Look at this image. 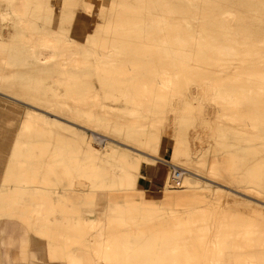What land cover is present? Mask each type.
I'll return each instance as SVG.
<instances>
[{
    "label": "rangeland",
    "instance_id": "rangeland-1",
    "mask_svg": "<svg viewBox=\"0 0 264 264\" xmlns=\"http://www.w3.org/2000/svg\"><path fill=\"white\" fill-rule=\"evenodd\" d=\"M90 1L27 0V3L20 4V2L16 5L18 13L12 11L4 3L0 5V12L3 15L0 18V92L6 93H0V193L11 192L13 194L19 190L21 192L18 193V198L24 199L21 203L13 205L8 203L9 207L7 202H3L7 199L4 196L5 198L3 197L0 203V221L8 220L20 223L28 235L34 239L33 246L39 248L40 262L46 264H264V221L254 213L257 209H264V78H261L264 72L261 73L263 69H259L262 74L260 75L257 69L261 64L264 67V59H260L264 57V44L244 46L246 44H244L245 41L254 40L259 36V33L254 31L253 26L244 24L248 16L244 6L241 7L246 13L244 11L240 12V9L238 11L235 10L236 13L240 12L241 14L239 13V15L241 16L243 14L246 15H243L244 17L240 16L245 18L244 20H239L238 13L236 14L234 10L232 11V7L239 0H235L236 2L229 0L231 3L232 1L234 2L233 5L225 1L227 2L226 6L227 4L230 5L227 8L225 6L224 8L223 6L217 8V11L220 12V18L216 17L211 22V24L214 22L216 25L218 23V27L210 28L212 31H207L208 29L206 30V28L210 27L211 24L209 26L205 25L209 20L207 21L204 15L209 11L210 7L208 5H212L215 0L195 2L201 5L203 9L196 5H190L187 9L184 3L179 0L178 2L176 0H171L172 2L170 0H139L141 2H132L130 0ZM165 2L171 3L172 11L173 9L176 12L178 9L181 11L179 10L178 13L175 11L171 12L170 4ZM87 3L89 4L87 5ZM19 4L22 8L19 7ZM177 4L178 7H175ZM122 5L140 7L142 11L139 16L125 13ZM112 6L118 10H123L124 19L127 21L135 20L139 22L141 19L144 21L147 13L151 12V16L156 23H151L146 19L143 22L145 26L154 27L158 30L156 36L151 40L160 41L163 29L159 25L169 26L167 32L173 45L164 48L157 45V48L160 49L159 52L164 56L162 60L159 59V55L154 52L153 48L148 45L150 40H141L140 38L143 37V34L131 30L126 31L128 41L115 43L121 49V56L113 61L115 62L114 64H108L103 61L104 64L102 61L98 62L91 57V54L103 52L102 48H100L101 45L97 44L96 37H98V33L103 32V28H107V25H105L108 22L107 18H111L110 22L122 19H118L122 14H114L111 11ZM39 7H41V13L36 12ZM182 7H186V11ZM234 7L235 9L237 8V6ZM18 8H20V13L22 9L24 12L28 8H35L36 10L34 9L33 13L28 17L24 13H22L24 15L19 14ZM223 10L227 14V19L224 17L226 14L223 15L224 13H221ZM12 12H15V14ZM231 12L237 16L232 15ZM221 15L225 19L222 18L221 20ZM182 16L185 19H180ZM224 20H227L230 25ZM38 21L39 24H44L45 27L42 25L43 28H40V25L36 24ZM240 21L244 23L240 24ZM214 23L211 27L215 25ZM66 24L68 25L66 26ZM243 24L244 28L241 26ZM225 26L230 27V30L233 29L231 30L233 33H229L230 35L232 34L231 37L228 34L229 29L223 35V37L229 38L228 41H226L227 39L224 40L225 38L221 35L224 30L226 31ZM239 29L242 30L240 31ZM213 31L219 35L217 36L215 33H213L215 36L210 35ZM56 33H63L65 36L61 37ZM45 36L55 40L57 42L56 44L53 43L55 46L53 44L48 46V43L43 40L46 39ZM209 36L214 39L217 38L214 48L216 47L218 50L210 46ZM35 39L39 42L34 41ZM185 39L190 41L186 45L187 53L183 51L182 47L176 46L177 42L182 44ZM218 39L222 40V44ZM225 41L229 43L227 44ZM242 42L244 45H241ZM219 43L222 45L221 47L218 45ZM109 44L112 45V43H105L103 46H108ZM228 46L231 50L226 49ZM92 47L97 49H94L93 53H91ZM251 47H255V50ZM144 48L147 52L142 56L139 55L138 51ZM210 48H212L210 50L212 52L211 55L208 50ZM219 49L222 55L219 53ZM39 50L40 52H48L40 54ZM213 50H215V53ZM109 51L110 49L104 50V52ZM228 51L229 54H227ZM49 53L51 56L55 54V58L53 56L49 57ZM169 53L171 57L168 56ZM194 54L197 57H194ZM230 54L235 56L231 57L229 56ZM38 55H43L42 58L44 60L40 61V63L38 61L39 58L36 57ZM44 55L49 58L46 56V59ZM203 55L205 57L210 55L208 57L211 59L205 62L208 57L204 58ZM91 58L96 61L97 67H95L96 63ZM260 60H263V62L261 61L259 65L258 62ZM91 61H93L95 66ZM144 61L147 63H144ZM200 61L203 65H200ZM256 61L257 66H255ZM99 63H102V65ZM120 63L124 67L119 66ZM138 63H140L139 66L141 67L137 65ZM196 63H198L199 67L195 66ZM241 63L243 65L244 63L249 64V66L251 64L254 65L248 69V65L245 64L246 69H244ZM98 64L100 69L109 68L111 70H128L130 68L134 70L139 67L138 69L141 68L140 70H142V75L139 78L149 76L150 71L148 69L150 70V68L157 69L161 77L164 76V70L171 75L175 74V71H185L186 67H188V70L187 73L182 74V77L173 76L178 84V89L175 88L169 94L167 93L169 90L166 91L168 97L165 99L164 96H167L166 93L163 95L165 91L160 96L159 91H155L156 93L154 92V94L135 85L137 88H141L142 92L144 90L146 92L141 93L140 91L139 93L135 86L132 88L126 83L131 88V91H136L132 92L133 94L137 93L136 95L132 94L131 98V92L127 97L126 94L111 95L113 93L106 94L101 90L103 83L100 81L101 84L97 77L102 74L103 69L99 71ZM133 66L138 67L133 69ZM92 67L96 69L93 71ZM200 67H202V70H200ZM234 67L239 70V73L237 70L233 71L235 70ZM91 69L93 72H91ZM243 69L245 71L247 69L250 71L251 69L255 80L251 75L249 77L251 71L247 70L249 72L247 74L248 72L246 73ZM39 70L41 75H39ZM42 70L49 71L50 74L48 75ZM56 71L66 74L57 76L55 75ZM97 71H99V74H97ZM240 71H243V73ZM44 73L47 75L46 77ZM93 73H96V76ZM240 73L245 77H242V75L239 78ZM255 73L259 79L256 78ZM236 74H239V77ZM20 75L22 76L21 78ZM92 75L96 78L92 79ZM102 76L104 79H102ZM52 77L55 80L54 82L51 79ZM100 77L101 80L106 81L108 79L104 74ZM125 77H121V79H138L135 74ZM256 79L259 81L262 79L263 83L260 84ZM221 82L224 84H220ZM32 85L34 86L32 87ZM216 85H226V87L234 90L233 99L235 103L233 105L229 106L228 102L220 101L221 99L217 98ZM39 86L41 87L39 88V90L41 89L40 92L37 90ZM20 90H29L30 93H26L27 91L20 93ZM157 92L160 99L156 95ZM149 93L154 95H152L153 97L150 95V99L146 96ZM19 94H22L20 95L21 97L18 96ZM30 94L32 95L30 96V98L32 97L31 99L29 98ZM35 94L37 98L34 96ZM137 95L142 97L138 98L140 101L144 99L142 104L145 107L143 106L137 110V115H131L133 106L130 105L129 100L131 98V101H135L136 99H132L137 98ZM121 96L123 98L127 97V100H122ZM152 99L154 100L153 102ZM6 102L15 103L16 108L11 109ZM101 104L106 105V107H113V109H100L99 105ZM148 104L154 105L148 107L146 106ZM35 107L54 115H66V120L80 126L84 131L88 130L86 132L92 135V138L101 142L105 137L108 140L105 139L104 141L106 142H102L104 145L100 143L101 146L97 150L89 147L88 143H83L80 139L73 138L71 133L69 134L66 131H59L58 135L75 139L73 142H69L64 137H55L51 133L45 132L46 128L48 129L47 126H41V123L27 119L30 114H35L30 111V109ZM26 122H33L34 124L27 129L28 126L23 125ZM82 133L84 134V132ZM33 139H36V143L33 142ZM15 146L19 149L15 148ZM111 147L127 150L130 156L126 158L129 160H132L137 153H141L160 161L161 163H156L152 169V172L155 170L157 183L150 184L151 172L150 176L144 175L145 182L148 184L143 187V190L131 193L129 190H120L117 177L101 175L104 170L113 171L104 168L123 166L120 157H118L120 152H113ZM59 148L65 151L61 153L63 150L59 151ZM32 149L35 151H32ZM39 149L48 150V157L36 156L37 153L39 154ZM16 150L18 152H15ZM51 154L55 156L52 157ZM58 159L59 163L57 162ZM63 165L64 167H62ZM168 165L174 169L173 172L180 171L193 184H197L192 186V188L209 193L210 196L208 207L211 210L210 216L212 218L208 221L204 220L205 223L197 219V221H188L192 222L194 225L192 227H190L191 223L188 225H186L188 222L183 224V226L186 225L187 229L190 227L188 230L195 232V234L194 232L192 233L194 237L196 235V238L193 239L191 231H189L190 235L187 233V246H185L184 241L182 244L178 243L177 245L170 243V233L175 228L174 220L168 213V202L162 199L163 193L173 191V189L169 188V184L172 187L175 186L171 180L168 183L172 172ZM75 166L78 168L83 167L84 172L80 175L74 173L73 168ZM251 166L256 169V177H252L250 174ZM65 167L70 170L68 175L64 173ZM231 167H236V169L233 170ZM95 172H98L99 176L95 177ZM28 173L30 174L28 175ZM165 175H167L168 179L165 178ZM101 183L109 190H102ZM69 185H71L70 188L68 187ZM197 191L193 193L195 194ZM105 192L120 193L122 196L126 195L125 197L131 204H134L135 200L132 197H128L130 194L139 200H145V196H148L147 200L153 197H161L155 202L163 204L160 209L166 208L162 213L163 219L159 223L155 222V226L149 225L148 227L144 225L145 222L143 221H140L139 225L134 220V224L129 226H123V223L119 221L112 222L107 228L100 226L95 232H90L87 229V223L84 222L91 221L94 216L100 217L103 212V205H100L102 198H104V201L112 200L108 198ZM24 193H27L25 194L26 197ZM22 194L23 196H21ZM29 195H32V197L58 196L64 203L76 209L78 216L76 217L72 214L70 216L67 215L68 218H62L64 216L62 212L60 213L58 210V214L55 208L57 212L52 209V213H47V215L51 214L49 219H41V214H36L37 210L34 206L38 203L30 204L31 202L33 203V200H31L32 197ZM177 201V199L171 201L173 211L178 209ZM24 203L25 205L27 203V206L28 204L29 206L32 205L35 209H30L32 206L28 208L22 205ZM18 205L21 209L17 208ZM4 206L8 208H4ZM31 210L34 212H31ZM46 211L49 212L48 209L43 210L42 215H46ZM104 215L107 217L106 213ZM37 217L39 218L37 219ZM106 221L107 219H105ZM149 227H154L153 233L149 231ZM203 227H206L204 231ZM215 231L217 233L220 232L221 235H224V233L229 235L225 238L220 236L221 240H219V235ZM233 231H238L239 236H231L230 233ZM245 231H248V234L244 242L242 241L244 239L242 234ZM204 235L206 236L205 239ZM141 237L144 240L143 249L126 251V249L136 243L137 238L140 239ZM106 238L110 239V241L113 240L112 242H115L114 245L119 248L111 251L113 253L109 251L110 253H107L108 257L97 253L100 248L97 242L103 243ZM208 239L211 241H208ZM224 239L227 240H225L227 243L220 242L218 244L220 246L219 250L215 249L216 240L223 242ZM128 240L130 246L126 244ZM224 245L226 247L225 253L223 251L224 254H221ZM48 248L50 249L49 251ZM215 251L217 252L215 253ZM104 257L107 258L105 259ZM247 261L248 263H246ZM17 263H21V260H17ZM0 264H7L1 256Z\"/></svg>",
    "mask_w": 264,
    "mask_h": 264
},
{
    "label": "bare ground",
    "instance_id": "bare-ground-1",
    "mask_svg": "<svg viewBox=\"0 0 264 264\" xmlns=\"http://www.w3.org/2000/svg\"><path fill=\"white\" fill-rule=\"evenodd\" d=\"M90 1V0H89ZM130 1H132V2H141V1H139V0H130ZM167 1V0H166ZM169 1V0H168ZM171 1V0H170ZM172 1H175V0H172ZM171 1V2H172ZM177 2H178V0H176ZM180 2H183L184 3V5L187 7V9H188V7L190 6V5H196L197 7H199V8H202L203 9V7H201V5H198V4H196V3H198V1H201V2H203V0H179ZM225 1H227V2H229V3H231V1H229V0H215L214 2H212V5H208L210 8H209V11H208V13H206L205 15H204V17L207 19V21L208 22H206V24L205 25H207V26H209V24H211V22L212 21H214L215 19H216V17H218V18H220L219 17V14H220V12H218L217 11V8H221V6H223V8H224V6H225V8H227L230 4H227V6H226V3L227 2H225ZM233 1H235V0H233ZM232 1V3H231V5H233V2ZM21 2V3H20ZM91 2V1H90ZM89 2V3H90ZM176 2V3H177ZM196 2V3H195ZM236 2V1H235ZM1 3H4V4H6L12 11H15L16 13H18V11H16V5L18 4V3H20V4H24V3H27V0H0V5H1ZM73 3V2H72ZM89 3H87V5L89 4ZM124 3V2H123ZM166 3V2H165ZM168 4H170V7L172 6L171 5V3H169V2H167ZM166 3V4H167ZM175 3V2H174ZM20 4H19V7H20ZM163 4V3H162ZM180 4V3H179ZM237 4V5H236ZM236 4H234V6H237V8L235 9V7L233 6H231L232 7V11L234 10V12L236 13V11L235 10H239L240 9V12H242V11H244V10H246L247 11V13H246V11H244L245 13H246V15H248L247 16V18L245 19V18H241L243 15L244 16H246L245 14H243L242 16L241 15H239V13L240 12H237L238 13V19L240 20V19H242V20H246V21H240V24L241 23H244V24H246V26L247 25H249V26H253V28H254V31L255 32H257V33H259V36L256 38V39H254V40H251V39H249L250 41H248V42H244V44H243V42H242V44L241 45H244V46H249V45H255V44H264V0H239V1H237V3ZM241 6H244V10H243V7H241ZM168 7H169V5H168ZM173 7H174V5H173ZM175 7H178V4H177V6H175ZM186 7L185 8H183L182 7V9L184 10V11H186ZM239 7H241V8H239ZM20 8H22V7H20ZM20 8H18L17 10H19ZM121 8V7H120ZM122 8L125 10V13H130V14H133V15H136V16H139V14L141 13V11H142V9L140 8V7H136V6H132V5H130V6H127V5H122ZM121 8V9H122ZM222 8V9H223ZM35 9V8H34ZM34 9L32 8V9H29L28 8V10H25V12L23 11V9L21 10L22 12L20 13V10H19V14H21V15H24L25 14V16H30L32 13H33V11H34ZM36 10V9H35ZM180 9H178L177 10V12H176V10L175 9H173V11H175L176 13H178V11H179ZM182 10V11H183ZM219 10H221V9H219ZM226 10V9H225ZM228 10H229V8H228ZM41 7H39L37 10H36V12L37 13H41ZM111 11L114 13V14H122L121 15V17H118V19L119 18H122V19H119V20H116V21H112V22H110V20H111V18H107V21L109 22H107V24H105V25H107V28H103L104 30H103V32H101V33H98V37H96V40H97V44L99 43V45H101L100 46V48H102V51L103 52H100V54L99 53H94L93 55L91 54V57L93 58V59H95L96 61H104L105 63H108V64H114L115 62H113L114 60H116V59H119V58H117V57H119V56H121V52H120V48L119 47H117L116 45H115V43L116 44H118V43H123V42H126V41H128L127 40V32L126 31H128V30H131V31H138L139 33H142L143 34V37H141L140 39L142 40V39H144V40H150V42L148 43V45L149 46H151L152 48H153V50H154V52H156L158 55H159V59H161L162 60V58L164 57V56H162V54L159 52V50L160 49H158L157 48V45L159 46H162V48H164V47H168V46H170V45H173V44H171L172 42H171V40H170V38H169V36H168V29H169V26H162V25H159L162 29H163V34H162V36L160 37V41L159 42H157V41H154V40H151L152 38H154L155 36H156V33L158 32V30L156 29V28H154V27H149V26H145V24L143 23L144 21H145V19L147 20V21H150L151 23H156V21L153 19V17L151 16V12H148L147 13V15H146V17L144 18V21L141 19L139 22H137V21H135V20H125L124 18V16H123V10H118V9H116L114 6H112V9H111ZM172 11V7H171V12H173ZM181 11V10H180ZM227 11V10H226ZM15 12H12V13H14L15 14ZM229 12H230V10H229ZM22 13H24V14H22ZM180 13V12H179ZM221 13H224L223 15H225L226 14V12H224V10H223V12H221ZM236 13V14H237ZM229 14V13H228ZM231 14H232V12H231ZM236 14H232V15H236ZM241 14V13H240ZM16 15H18V14H16ZM20 15V16H21ZM223 15H221V20H222V18L223 19H225L224 17H226V19H227V14H226V16H224L223 17ZM230 15V14H229ZM3 15L1 14V12H0V18L2 17ZM19 16V17H20ZM120 16V15H119ZM237 16V15H236ZM235 16V17H236ZM241 16V17H240ZM243 16V17H244ZM18 17V16H17ZM22 17V16H21ZM23 18V17H22ZM25 18V17H24ZM129 18V17H128ZM217 18V19H218ZM6 19V18H5ZM15 19H16V17H15ZM32 19H34L33 17H32ZM75 19V18H74ZM116 19V18H115ZM114 19V20H115ZM124 19V20H123ZM180 19H185V18H183V16L180 18ZM220 20V19H219ZM218 20V21H219ZM15 21V20H14ZM26 21V20H25ZM59 21V20H58ZM224 21H226V23H227V20H224ZM210 22V23H209ZM2 23V22H1ZM68 23V22H67ZM105 23H106V21H105ZM208 23V24H207ZM214 23V22H213ZM212 23V24H213ZM229 23V22H228ZM227 23V24H228ZM14 25H15V23H13ZM18 24V23H17ZM34 24H35V22H34ZM33 24V25H34ZM36 24L38 25L39 24V21H38V23L36 22ZM212 24H211V26H212ZM215 24V23H214ZM227 24H225V25H227ZM240 24H239V26H240ZM244 24L243 25H241V26H243V28L245 27L244 26ZM25 25V24H24ZM31 25V24H30ZM29 25V26H30ZM37 25H34V26H37ZM40 25V28L42 27L43 28V26L45 27V25L44 24H39ZM43 25V26H42ZM68 24H66V26H67ZM217 25H218V23H217ZM216 24L215 25H213V27H207L206 28V30L207 31H212L211 29L213 28L214 29V27H216L217 26ZM228 25H230V23L228 24ZM16 26V25H15ZM27 26H28V24H27ZM21 27V26H20ZM19 27V28H20ZM201 28H203L202 26H200ZM218 27V26H217ZM16 28H18V26H16ZM29 28V27H28ZM211 28V29H210ZM225 28H226V31L224 30V32H222V37H223V35H225V32H228V29L230 28H228V26L226 27L225 26ZM240 28H242V27H240ZM2 29V28H1ZM21 29H23V28H21ZM53 29H55V28H53ZM204 29V28H203ZM216 29V28H215ZM223 29H224V27H223ZM235 29V28H234ZM230 30V29H229ZM231 30H233V29H231ZM229 31L228 32V34L229 33H233V31ZM240 30V29H239ZM242 30V29H241ZM240 30V31H241ZM102 31V30H101ZM216 31V30H215ZM215 31H213V32H211V34H210V32H208L210 35H212V36H215V35H217L216 33H215ZM218 31V30H217ZM236 31V30H235ZM5 32V31H4ZM27 32V31H26ZM3 33V32H2ZM6 33V32H5ZM29 33H30V31H29ZM131 33V32H130ZM213 33H215V35H213ZM218 33H219V31H218ZM238 33V32H237ZM236 33V34H237ZM48 34V33H47ZM57 35H59V36H61V37H64L65 35L63 34V33H56ZM220 34V33H219ZM218 34V35H219ZM227 34V33H226ZM244 34H245V31H244ZM217 35V36H218ZM220 35V36H221ZM230 35V34H229ZM232 35V34H231ZM231 35H230V37H231ZM238 35H239V33H238ZM246 35V34H245ZM244 35V36H245ZM35 36V35H34ZM91 36V35H90ZM210 37L209 36V40L211 41V43H210V46H212L213 47V49H217L216 47L214 48V45H215V43H216V39H214L213 37ZM220 36H219V39H220ZM3 37H6V36H3ZM30 37V36H29ZM49 37V36H48ZM46 38V36H45V38L46 39H43L42 37V39L44 40V42H47L48 43V46H49V44H53V43H57L55 40H51L50 38ZM52 37V36H51ZM23 38V37H22ZM38 38H40L39 36H38ZM223 38H225V37H223ZM5 39V38H4ZM13 39V38H12ZM59 39V38H58ZM82 39V38H81ZM218 39V41H220V43H221V41L222 40H219ZM222 39V38H221ZM227 39V37L224 39V40H226ZM231 39H233V38H231ZM230 39V40H231ZM41 40V39H40ZM86 40V39H85ZM88 40V39H87ZM229 40V38L226 40V41H228ZM13 41V40H12ZM25 41V40H24ZM34 41H37V39H35ZM42 41V40H41ZM225 41V42H226ZM37 42H39V41H37ZM94 42V41H93ZM146 42H148V41H146ZM190 41L188 40V39H185L183 42H182V44L180 43V42H177L176 43V46L177 47H182V49H183V51H185L186 53H187V51H188V49L186 48V45H187V43H189ZM231 42V41H230ZM28 43V42H27ZM36 43V42H35ZM88 43H90V42H88ZM105 43H112V45L111 44H109L108 46H103V44H105ZM159 43V44H158ZM218 43V42H217ZM220 43L218 44V45H220ZM227 44L229 43V42H226ZM44 44V43H43ZM93 44V43H92ZM92 44H90V46H92ZM222 44V43H221ZM225 44V43H224ZM33 45V44H32ZM47 45V44H46ZM217 45V44H216ZM34 46V45H33ZM53 46H55L54 44H53ZM53 46H51V47H53ZM93 46H95V45H93ZM135 46H137V45H135ZM222 45H220V47H221ZM223 47H225L224 45H223ZM34 48V47H33ZM93 48V47H92ZM91 48V53H93V50L95 49V48H93L92 49ZM136 48V47H135ZM218 48H219V46H218ZM248 48V47H247ZM252 48V47H251ZM255 48V47H254ZM254 48H252V49H254ZM106 49H110V51L109 52H104V50H106ZM134 49V48H133ZM212 48H210V49H208L209 50V54L211 55L212 54V52H210V50H211ZM221 49V48H220ZM220 49H219V51H220ZM226 49H228V50H231L230 48H229V46L226 48ZM29 50H30V48H29ZM95 50H97V49H95ZM100 50V49H99ZM218 50V49H217ZM217 50H216V53L218 54V52H217ZM251 50V49H250ZM255 50V49H254ZM50 51V50H49ZM152 51V50H151ZM151 51H150V53H151ZM215 50H213V52H214ZM34 52V51H33ZM38 52V51H37ZM42 52V51H41ZM40 52V50H39V53L40 54H46V52H48V51H46V52H42L41 53ZM145 52H147V50L144 48V49H140L139 51H138V54L139 55H144V53ZM226 52V51H225ZM233 52V51H232ZM51 53H52V51H51ZM149 53V54H150ZM168 53V52H167ZM167 53H165V54H167ZM215 53V52H214ZM221 55H222V52L220 51L219 52ZM234 53V52H233ZM227 54H229V51H228V53ZM226 54V55H227ZM201 55V54H200ZM210 55H208V56H210ZM42 56L43 55H38V56H36V57H38V58H36V59H38V61H39V63H40V61L42 62V60H44L43 58H42ZM47 56V55H46ZM46 56L44 55V57L46 58ZM48 56L49 57H52L53 56V58H55L54 56H55V54L54 55H50V53L48 54ZM47 56V57H48ZM154 56V55H153ZM168 56H170V53L168 54ZM208 56H206V57H208ZM229 56H235V55H233V54H230ZM48 57V58H49ZM151 57V56H150ZM171 57V56H170ZM194 57H197L195 54H194ZM203 57L204 58H206L205 57V55H203ZM91 58V59H92ZM145 58V57H144ZM181 58V57H180ZM199 58V57H198ZM47 59V58H46ZM92 59V60H93ZM146 59V58H145ZM144 59V60H145ZM153 59H154V57H153ZM171 59V58H170ZM211 58L210 57H208V59H206L205 60V62L207 61V60H210ZM260 59H264V57H262V58H260ZM149 60V59H148ZM152 60V59H151ZM195 60H197V59H195ZM194 60V61H195ZM94 61V60H93ZM93 61H91L92 62V64H93ZM96 61H94V63H96ZM147 61V60H146ZM146 61H144V63L146 62ZM198 61V60H197ZM261 61L263 62V60H260L259 62H258V64L260 63L261 64ZM103 62V63H104ZM117 62V61H116ZM153 62H154V60H153ZM160 62V61H159ZM201 62V61H200ZM199 62V63H200ZM205 62H204V64H205ZM3 63V62H2ZM104 63V64H105ZM147 63V62H146ZM255 63V62H254ZM43 64V63H42ZM100 64V63H99ZM98 64V70L100 69L99 67H100V65H102V63L99 65ZM139 64L140 63H138L137 65L139 66ZM242 64V63H241ZM240 64V65H241ZM246 63H244V65H245ZM251 64V63H250ZM259 64V65H260ZM4 65V64H3ZM94 65V64H93ZM96 65V66H95ZM94 66L95 67H97V63L95 64ZM143 65H145V64H143ZM147 65V64H146ZM148 65H149V63H148ZM200 65H203V63L201 62V64ZM243 65V64H242ZM243 65V66H244ZM246 65H248L247 67H248V69H249V67L250 68H252L253 67V65L251 64V66H249V64H246ZM258 65V66H259ZM263 65H264V63H263ZM119 66H122V67H124V65H121V63L119 64ZM138 66H133V69H134V67H138ZM195 66H197V67H199V65H198V63H196L195 64ZM255 66H257V61H256V63H255ZM3 67V66H2ZM93 68V71H94V69H96V68ZM104 67V66H103ZM121 67V68H122ZM129 67H130V65H129ZM139 67H141V66H139ZM138 67V68H139ZM149 67H150V65H149ZM153 67V66H152ZM155 67V66H154ZM231 67H233V66H231ZM56 68V67H55ZM118 68H120V67H118ZM126 68V67H125ZM134 69V70H131V68L130 69H128V70H120V69H116V70H111V69H109V68H102V69H100L99 71H101L102 70V74H104L106 77V81L105 80H101L100 78V76L102 75V74H100V75H98V77H97V80L100 82V81H102V83H103V86H102V91L104 92V93H106V94H110V93H113V94H111V95H116V94H121V95H123V94H126L127 95V97H128V95H129V93L131 92V98H132V94L134 93V92H136L134 89H132V90H134V91H131V88L130 87H132V88H134V86L135 85H137V87H142V89H145V90H147V92L148 91H150V92H152V93H154L155 91H159V93H160V96H161V94L163 93V95L166 93V91H168L167 93L169 94V92L170 91H173L175 88L176 89H178V87H177V82L174 80V78H173V76L174 75H177V77H182V74H185V73H187V70H188V67H186V70L185 71H182V72H177V71H175L174 73L175 74H169V72L167 73L166 72V70H164V76H162L161 77V74H160V72H158L157 71V69L155 70V69H151L150 68V70L148 69V71H150L149 73L150 74H148V72H147V74L149 75V76H142L143 78H139L140 77V75H142V70H140V69ZM202 67H200V70H202L201 69ZM205 68V67H204ZM241 68V67H240ZM243 68V67H242ZM255 68V67H254ZM253 68V69H254ZM3 69V68H2ZM143 69V68H142ZM196 69H198V68H196ZM234 69H235V67H234ZM244 69H246L245 68V66H244ZM243 69V70H244ZM247 69V70H248ZM257 69H258V72L260 73V71H259V69H263V71L261 70V73L262 72H264V67H262V64L260 65V67L258 68L257 67ZM118 70V71H117ZM204 70V69H203ZM233 70V69H232ZM232 70H230V71H232ZM238 71V73H239V70L238 69H235V70H233V71ZM245 71L246 73L249 71ZM256 70V69H255ZM5 71V70H4ZM8 71V70H7ZM6 71V72H7ZM92 71V69H91V72H93ZM99 71H97V74H99L98 72ZM250 71H251V69H250ZM249 71V72H250ZM11 72V71H10ZM38 72H40V70L38 71ZM42 72H45L46 74H50L49 73V71H45V70H42ZM96 72V71H95ZM241 73H243V71H240ZM249 72L247 73V74H249ZM253 72H254V70H253ZM256 73H258L257 71H255ZM44 73V74H45ZM145 73V72H144ZM241 73H240V77H239V74H236V75H238V77L239 78H241V76L243 75H241ZM256 73H255V76H256V78H258V75H259V73H258V75H256ZM260 73V75H262V74H264V73H262L261 74ZM45 74V77L47 76ZM64 74H66V73H62V72H59V71H56L55 72V75H64ZM93 74H95V76H96V73H93ZM137 75V77H138V79H134V80H127V79H121V77L123 78V77H125V76H131V75ZM247 74H245V75H247ZM33 75V74H32ZM39 75H41V72H40V74ZM235 75V76H236ZM250 75L252 76V78H254V76L252 75V71H251V73L249 74V77H250ZM44 76V75H43ZM51 76H53V75H51ZM87 76V75H86ZM93 76V77H92ZM91 77H92V79L95 77L94 75H92ZM263 77H261L262 79L264 78V75H262ZM22 76L20 75V78H21ZM103 77V76H102ZM115 77H117L116 79H115ZM136 77V76H135ZM233 77H234V73H233ZM237 77V76H236ZM242 77H245L244 75L242 76ZM247 77H248V75H247ZM55 78V77H54ZM87 78V77H86ZM96 78V77H95ZM119 78V79H118ZM126 78V77H125ZM131 78V77H130ZM235 78V77H234ZM52 80H53V77L51 78ZM50 79V80H51ZM88 79H89V77H88ZM102 79H104V77L102 78ZM238 79V78H237ZM259 79V78H258ZM258 79H256L257 81H259ZM260 80L259 82H260V84L261 83H263V80ZM47 80V79H46ZM51 80V81H52ZM234 80H236V79H234ZM254 80H255V78H254ZM25 81V80H24ZM55 80H53V82H54ZM105 81V82H104ZM221 81V80H220ZM262 81V82H261ZM17 82V81H16ZM21 82H22V80H21ZM41 82H43V81H41ZM46 82V81H45ZM52 83V82H51ZM101 83V82H100ZM101 83V84H102ZM126 83H127V85H129V86H127L126 85ZM129 83V84H128ZM33 84V83H32ZM47 84H48V82H47ZM46 84V85H47ZM220 84H224L223 82H221ZM219 85V84H218ZM34 85H32V87H33ZM240 86V85H239ZM257 86V85H256ZM255 86V87H256ZM260 86V85H259ZM36 87V86H35ZM43 87V86H42ZM136 86H135V88L136 89H138L139 90V93H140V91H141V93H144L145 92V90H144V92H142L143 90H140L141 88H137ZM216 95H217V98L218 99H221L220 101H222V100H224V101H226V102H228V104H229V106H231V105H233L234 103H235V100L233 99V93H234V90L233 89H230V88H228V87H226V85L225 86H222V85H220V86H217L216 85ZM18 88V87H17ZM39 88H41L40 86L38 87V89L37 90H39ZM257 88L260 90V88L257 86ZM1 89V88H0ZM25 89V88H24ZM45 89V88H44ZM43 89V90H44ZM19 90V89H18ZM41 90V89H40ZM40 90H39V92H40ZM261 90H262V88H261ZM14 91H16V90H14ZM21 91V90H20ZM26 93H30V91L29 90H24ZM24 91H21L20 93H22V92H24ZM29 91V92H28ZM201 91V90H200ZM17 92V91H16ZM24 92V93H25ZM38 92V91H37ZM133 92V93H132ZM1 94H6L5 92H0ZM146 93V92H145ZM156 93V92H155ZM154 93V94H155ZM158 92H157V94L156 95H158L159 94ZM166 93V94H167ZM172 93V92H171ZM170 93V94H171ZM31 94H33L32 92H31ZM29 95V98H30V96H32V95ZM137 94V93H136ZM136 94H133V95H136ZM168 94H167V96H164V99L166 98V97H168ZM20 95H22V94H19L18 96H20ZM26 95V97H28L27 96V94H25ZM144 95V94H143ZM146 95V94H145ZM151 94L149 93V95L147 94L146 96L150 99V96ZM153 95V94H152ZM151 95V96H152ZM17 96V95H16ZM24 96V95H23ZM34 96H36V94L34 95ZM33 96V97H34ZM138 96V95H137ZM146 96H143V97H146ZM154 96V95H153ZM152 96V97H153ZM21 97V96H20ZM112 97V96H111ZM118 97H120V96H118ZM122 98H123V96H121ZM126 97V96H125ZM126 97V98H127ZM134 97V96H133ZM136 97V96H135ZM156 97V96H155ZM154 97V98H155ZM158 98H159V95L157 96ZM156 97V98H157ZM9 98H11V97H9ZM32 98V97H31ZM30 98V99H31ZM36 98H37V96H36ZM126 98H123L122 100H124V99H126ZM131 98H130V105H132L133 106V109L131 110V115H137V110H139L140 108H142L143 106L145 107V105L144 104H142V103H144L143 102V100L142 101H140L138 98H142V97H140V95L137 97V98H134V99H132V100H139V102H138V100H137V102H136V100L135 101H131ZM11 99H13V100H15V101H18V100H16V99H14V98H11ZM113 99V98H112ZM129 99V98H128ZM160 99V98H159ZM127 100V99H126ZM125 100V101H126ZM147 101H149L148 99H146ZM154 100L152 99V102H153ZM128 102V101H127ZM126 102V103H127ZM150 103H151V101H150ZM225 103V102H224ZM6 104H7V106L8 107H10L11 109H15L16 107H15V103L14 104H12V103H10V102H6ZM146 104V103H145ZM63 105H65V103H63ZM151 105H154V104H148V105H146V106H148V107H150ZM224 105V104H223ZM226 106V105H225ZM147 107V108H148ZM156 107V106H155ZM99 108L100 109H107V108H110V109H113V107H106V105H104V104H101V105H99ZM144 109V108H143ZM30 111H33L35 114H30L29 115V118H27V119H32L33 120V122H39V123H41V126L42 125H45V126H47L48 127V129L46 128V130H45V132H48V133H51V135H53V136H55V137H58L59 136V138H62V137H64V138H66V140H69V142L70 141H72L73 142V140H75V139H72V138H68V137H65V136H61V135H58L59 134V131H66V132H69V134L71 133V136H73V138H76V139H80L81 141H83V143H88V146L89 147H92V148H95V149H97V150H99V148L98 147H100L101 145H100V143L101 144H103L102 142H106V141H104L105 139L106 140H108L106 137H105V139L101 142L100 140H96L95 138H92L91 136L92 135H89V133L87 134V132L86 131H88V130H85L84 131V129H82L80 126H78V125H76V124H73V123H71L69 120H66V118H65V116L66 115H63V114H52V113H47V112H45V111H43V110H41V109H38V108H34V109H30ZM18 117V116H17ZM30 123V122H26V123H23V125L24 126H28L27 127V129H29V128H31L32 127V125L34 124V123ZM45 128V127H44ZM81 128V129H80ZM26 128H24V130H25ZM27 129L25 130V131H27ZM41 130V129H40ZM82 132H84V134L82 133ZM35 133V132H34ZM93 134H95V133H93ZM95 135H97V134H95ZM52 136V137H53ZM98 136V135H97ZM100 136V135H99ZM104 137V136H103ZM48 138V137H47ZM63 138V139H64ZM43 139V138H42ZM54 139V138H53ZM34 140V139H33ZM49 140V139H48ZM62 140V139H61ZM66 140H65V142H66ZM36 141V139L33 141V142H35ZM37 141H39V140H37ZM45 141V140H44ZM63 141V140H62ZM93 141H95V142H93ZM24 142H26V141H24ZM23 142V143H24ZM50 142V141H49ZM36 143V142H35ZM34 143V144H35ZM47 143V142H46ZM61 143H63V142H61ZM67 143V142H66ZM97 143H99V144H97ZM72 144V143H71ZM52 145H54V144H52ZM65 145V144H64ZM63 145V146H64ZM104 145V144H103ZM17 146V145H16ZM15 146V148H18V147H16ZM106 146H107V144H106ZM55 147V146H54ZM107 147H109V146H107ZM38 148V147H37ZM19 149V148H18ZM21 149V148H20ZM52 149V148H51ZM111 149H112V151L113 152H116V151H118V152H120V154L118 155V157H120V159H121V161H122V165L123 166H110L109 168H104V169H111V170H113V171H107V170H104L103 171V173H101V175H105V176H111V177H117V179H118V181H119V183H118V188L120 189V190H129L130 191V193L131 192H134V191H138V190H143V187H146L147 186V182H145V179H144V175H146V176H150L151 175V172H152V169L155 167V164L156 163H161L160 161H157V159H155V158H153V157H148V156H146V155H144V154H141V153H137L136 155H134V158L132 159V160H129V159H127L126 157H128V156H130V153L127 151V150H125L124 148H114V147H111ZM124 149V150H123ZM57 150V149H56ZM55 150V152H57ZM60 150H63V149H60L59 148V151ZM32 151H35L34 149H32ZM39 151V154L37 153V155L36 156H38V155H40V156H46V157H48V154H49V152H48V150H44V149H39L38 150ZM65 150H63V151H61V153L62 152H64ZM15 152H18L17 150L15 151ZM68 152V151H67ZM19 153H21L20 151H19ZM58 153V152H57ZM36 154V153H35ZM55 154V153H54ZM14 155H15V153H14ZM27 155V154H26ZM58 156H60L59 154H57ZM51 156H52V154H51ZM55 156V155H54ZM54 156H52V157H54ZM15 157H17V156H15ZM18 157H20L19 155H18ZM25 157V156H24ZM35 157V156H34ZM23 158V157H22ZM21 158V159H22ZM39 158V157H38ZM41 158V157H40ZM18 159H20V158H18ZM26 159H27V157H26ZM35 159H37V157H35ZM61 161V160H60ZM58 163H59V159H58V161H57ZM41 163V162H40ZM57 163V164H58ZM63 163V162H62ZM163 164V163H162ZM261 164V163H260ZM34 165V164H33ZM163 165H165V164H163ZM257 166H259L258 164H257ZM35 167V166H34ZM62 167H64V165L62 166ZM166 167V166H165ZM168 167L172 170V172H171V177H170V179H169V182L168 183H170V180H171V182H172V184H173V181H172V179H173V177L176 175V174H178V186H171L170 184H169V188L170 189H173V191H171V192H167V193H163V196H162V199L164 200V201H166V202H168V207H167V209H168V213L171 215V218L174 220V229L171 231V235H170V243L171 244H174V245H177L178 243H180V244H182V242L184 241V243H185V246H187V241H188V239H187V233L189 234V231H191V235H193L192 233L194 232H192V230H188L190 227H192V226H194L193 224H192V222H188V221H194V220H198V221H204V220H209L210 218H212L211 216H210V209H209V207H208V205H209V201H210V196H209V193H204L203 191H197L196 190V188H192V186H196L197 184L195 183V184H193V182L189 179V178H187V177H184L183 175V173L182 172H180V171H176V172H173L174 171V169L172 168V167H170L169 165H168ZM168 167H167V169H168ZM232 168V167H231ZM233 170H235L236 169V167L235 168H232ZM70 170H69V168L68 169H66V167L64 168V173L65 174H67L68 175V172H69ZM73 171H74V173H76V174H78V175H80L82 172H84L83 171V167H80V168H78V167H74L73 168ZM92 171V170H91ZM251 175H252V177H256V169L254 168V167H252L251 166ZM260 171V170H259ZM170 173V172H169ZM25 174H26V172H25ZM30 173H28V175H29ZM168 174V173H167ZM95 177H97V176H99V173L98 172H95ZM167 175H165V178L166 179H168L167 177H166ZM89 177H91V176H89ZM18 180V179H17ZM165 180V179H164ZM3 183H5V182H3ZM26 183H28V182H26ZM20 184V183H19ZM167 184V183H166ZM27 185V184H26ZM100 185H102V190H109V188H107L106 186H104L102 183L100 184ZM174 185V184H173ZM5 186V185H4ZM171 186V187H170ZM69 188L71 187V185H69L68 186ZM92 187V186H91ZM113 190H114V188H112ZM195 189V190H194ZM192 190H194V191H197L198 192V194H196L197 192H195V194L193 193L194 191H192ZM19 192H21V191H19V190H17V191H15L13 194L11 193V192H7L6 194L3 192V193H0V203H1V201L3 200V197L5 196V197H7V199H5L3 202H7V204L9 203V204H11V205H13V204H17V203H21L22 202V200H24V199H19L18 198V196H19ZM25 194H27V193H24V196H25ZM37 195V194H36ZM45 195V194H44ZM21 196H23V194L21 195ZM30 196V195H29ZM126 196V195H125ZM122 197L123 199L121 200V201H118L117 203H115L112 207H111V209H109L108 210V212H107V217L106 216H100V217H95V218H93V219H91V221H88V222H84V223H87V229L90 231V232H95L96 230H97V228L98 227H100V226H103V227H105V228H107L108 227V225H111V223L112 222H121V223H123V226H129V225H133L134 224V220L135 221H137L136 223H139V225H140V221H143V222H145V226L146 227H148L149 225L151 226H155L154 224H155V222L156 223H159V222H161V220L163 219L162 218V213L164 212V210L166 209V208H164V209H160V208H157V207H155L154 205H152V206H145V205H140L139 204V199L137 198V197H135V196H132L131 194L128 196V197H132V198H134V204H131L128 200H127V197ZM4 197V198H5ZM26 197V196H25ZM30 197H32V195L30 196ZM21 198H24V197H21ZM144 198H148V196H145ZM151 198V197H150ZM157 199H161V197H159V198H152V199H150V200H152V201H156ZM174 199H177L178 201H177V205H178V209H176L175 211H173V209H172V206H171V201L172 200H174ZM31 200H33V203L31 202L30 204H35V203H38L37 205H34L35 207H36V210L37 211H39V212H37L36 210V214L37 213H40L41 215H42V212H43V210H47L48 209V211L49 212H47L46 211V215H40V218L41 219H49V216H51V214H48L47 215V213H52V209H57V211L59 210L60 211V213L62 212V214L64 215L62 218H68V216H70V215H72V214H74L76 217L78 216V212H77V210L76 209H74V208H72V207H70L69 205H67L66 203H64L58 196H53V197H45V196H36V197H32V199ZM2 202V203H3ZM120 203V204H119ZM6 204V205H7ZM8 204V205H9ZM22 205H24V206H26V207H30V206H32V205H30L29 206V204H28V206H27V203H26V205H25V203L24 204H22ZM6 206H4V208H5ZM9 207H10V205H9ZM25 207V208H26ZM37 207H39V208H37ZM6 208H8V207H6ZM15 208V207H14ZM18 209H21V207H19V205H18V207H17ZM27 208V209H28ZM31 208H33V206L32 207H30V209ZM46 208V209H45ZM11 209V208H10ZM10 209H8V210H10ZM33 209H35V208H33ZM56 209H55V212H57L56 211ZM23 210V209H22ZM25 210V209H24ZM29 210V209H28ZM33 210H31V212H32ZM54 211V210H53ZM59 211L57 212L58 214H59ZM30 212V213H31ZM34 212V211H33ZM54 213V212H53ZM172 213V214H171ZM174 213V214H173ZM254 213L257 215V217H259V218H261L263 221H264V209L263 210H261V209H257V210H255L254 211ZM39 215V214H38ZM68 215V216H67ZM34 216V215H33ZM226 216V215H225ZM14 217V216H13ZM16 217H18V216H16ZM27 217H29V216H27ZM236 217V216H235ZM31 218H32V216H31ZM39 217H37V219H38ZM19 219H20V217H19ZM27 219V218H26ZM33 219V218H32ZM105 219H107V221L105 222ZM142 219V220H141ZM196 220V221H197ZM188 222V223H187ZM184 223H187L186 225H188V224H192V225H190V227H188V229H187V227H185L186 225H184L183 226V224ZM194 223V222H193ZM204 223H205V221H204ZM194 224H196V223H194ZM208 226V225H207ZM259 226V225H258ZM183 227V228H182ZM260 227V226H259ZM104 228V229H105ZM140 228V227H139ZM197 228V227H196ZM204 228H206V227H203V231H204ZM193 229V228H192ZM201 229V228H200ZM208 229V228H207ZM206 229V230H207ZM209 229H210V227H209ZM245 229H246V227H245ZM256 229V228H255ZM196 230V229H195ZM212 230V229H211ZM236 230V229H235ZM149 231L150 232H154V227H149ZM202 231V232H203ZM217 231V230H216ZM215 231V233H217ZM220 232H221V230H219ZM223 231V230H222ZM256 231V230H255ZM36 232V231H35ZM140 232H143V231H140ZM212 232V231H211ZM211 232H210V234H211ZM220 232L219 233H217V235H219V240H221L220 239V236H223L224 238L225 237H227V235H229V234H227V233H224V235H221L220 234ZM225 232V231H224ZM223 233V232H222ZM194 234H195V232H194ZM205 234H207V232H205ZM208 234H209V230H208ZM247 234H248V231H245L243 234H242V236L244 237V239L242 240V241H244L245 242V238L247 237ZM257 234L259 235V233L257 232ZM190 235V234H189ZM230 235L231 236H235V235H238L239 236V234H238V231L236 232V231H233V232H231L230 233ZM199 236V235H198ZM197 236V237H198ZM202 236V235H201ZM205 236V235H204ZM209 236V235H208ZM256 236V235H255ZM210 237V236H209ZM208 237V238H209ZM216 237V236H215ZM218 237V236H217ZM253 237V236H252ZM189 238V237H188ZM193 239L194 238H196V235H195V237H194V235H193V237H192ZM206 238V236L204 237V239ZM238 238H240V237H238ZM199 239V238H198ZM198 239H196V240H198ZM223 239V238H222ZM200 240V239H199ZM226 239H224L223 240V242L222 241H217L216 240V244H214V247H215V249H218V248H220V246H218V244H220V242L221 243H227L226 241H225ZM113 241V240H112ZM112 241H110V239H108V238H106L104 241H103V243H101V242H97V245H98V247H100L97 251V253H99V254H101V255H103V256H107L108 257V252L110 251H115V249H119L118 247H116L115 245H114V243L115 242H112ZM201 241H202V238H201ZM208 241H211V240H209L208 239ZM247 241V240H246ZM197 242V241H196ZM230 242V241H229ZM117 243H118V241H117ZM209 243V242H208ZM212 243V242H211ZM126 244H130V242H129V240L128 241H126ZM143 244H144V240H143V238L141 237L140 239L139 238H137L136 239V243H134V245H132L131 247H129L128 249H126V251H128V250H130V249H132V250H134V251H139L140 249H143L144 247H143ZM264 244V243H263ZM210 245V244H209ZM212 245V244H211ZM226 245V244H225ZM225 245H224V248H223V250L221 251V254H224L225 253V249H226V247H225ZM259 245V244H258ZM118 246V245H117ZM264 246V245H263ZM127 247V246H126ZM223 247V246H222ZM233 247V246H232ZM123 248H125V247H123ZM123 248H120V249H123ZM149 248H151V247H149ZM255 248V247H254ZM214 249V250H215ZM210 250V249H209ZM219 250V249H218ZM123 251V250H122ZM223 251H224V253H223ZM109 252V253H110ZM210 252V251H209ZM214 252V251H213ZM217 251H215V253H216ZM111 253H113V252H111ZM218 254H220V253H218ZM220 254V255H221ZM103 256H102V258H103ZM222 256V255H221ZM256 256V255H255ZM106 257V258H107ZM105 258V257H104ZM105 258V259H106ZM111 260V259H110ZM106 261V260H105ZM245 262V261H244ZM241 263V262H240ZM246 263H248V261L246 262ZM74 264H77V263H74ZM244 264V263H243ZM249 264V263H248Z\"/></svg>",
    "mask_w": 264,
    "mask_h": 264
},
{
    "label": "crops",
    "instance_id": "crops-1",
    "mask_svg": "<svg viewBox=\"0 0 264 264\" xmlns=\"http://www.w3.org/2000/svg\"><path fill=\"white\" fill-rule=\"evenodd\" d=\"M156 178L154 170L150 178V184L157 183ZM105 194L112 200L104 201V198L101 197L102 202L100 205H103V212L100 216H105L104 214H107L108 210L113 206V203L121 201L123 199L122 197H124L120 195V193L105 192ZM139 204L145 206L154 205L157 208L163 207V204L147 200V198L145 200H139ZM93 218H95V216L91 219ZM33 242L34 239L28 235L25 228L20 223L8 220L0 221V256L7 264H46L40 262L39 248L33 246ZM49 250L48 248V251ZM17 260H21V263H17Z\"/></svg>",
    "mask_w": 264,
    "mask_h": 264
},
{
    "label": "built area",
    "instance_id": "built-area-1",
    "mask_svg": "<svg viewBox=\"0 0 264 264\" xmlns=\"http://www.w3.org/2000/svg\"><path fill=\"white\" fill-rule=\"evenodd\" d=\"M178 174H176L174 177H173V179H172V181H173V184L174 185H176V186H178Z\"/></svg>",
    "mask_w": 264,
    "mask_h": 264
}]
</instances>
